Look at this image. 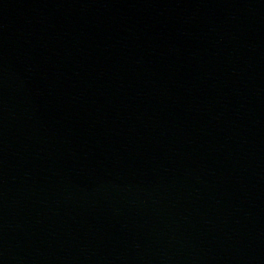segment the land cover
Listing matches in <instances>:
<instances>
[{
	"label": "water",
	"instance_id": "water-1",
	"mask_svg": "<svg viewBox=\"0 0 264 264\" xmlns=\"http://www.w3.org/2000/svg\"><path fill=\"white\" fill-rule=\"evenodd\" d=\"M0 264H264V0H0Z\"/></svg>",
	"mask_w": 264,
	"mask_h": 264
}]
</instances>
